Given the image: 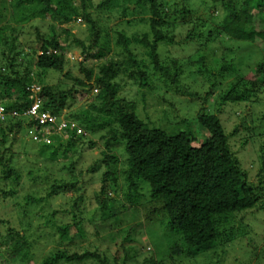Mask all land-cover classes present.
<instances>
[{"label": "trees", "instance_id": "16d2710c", "mask_svg": "<svg viewBox=\"0 0 264 264\" xmlns=\"http://www.w3.org/2000/svg\"><path fill=\"white\" fill-rule=\"evenodd\" d=\"M79 1L81 12H77L72 0H16L17 7L24 3L34 6V10H29L28 6L21 8L25 10L19 11V18L22 20L30 22L32 17L50 20L49 33L41 35L38 32L37 36L40 53L37 55L36 65L42 70L63 71L67 60L66 43L63 42H67L73 35L70 29L73 21L79 18L84 20L88 36L87 39L76 36L72 38L73 44L80 49L83 57L82 61L78 62L83 76H73L69 71L66 72L73 81L74 85L71 87L61 89L58 85L45 84L35 93L31 87L35 83H31L28 70H24L23 74L12 70L11 73H14L15 77L7 74L1 76L0 84L6 89L2 97L11 99L10 103L5 105L8 114L0 121V173L4 179L18 178V172L10 167L9 162L12 157V144L22 129L28 127L38 134L45 133V130L56 132L62 121L60 114L68 100L74 99L76 93H87L95 88L96 93L89 107L68 115L77 121V125L66 120L68 126L64 123L62 128L66 129L70 136L66 144H61L64 146L63 154L71 143L77 141L78 148L75 152L79 156L87 150V142H84L81 135L82 130L89 133L105 131L106 135L100 136L104 141V148L99 150L98 156L88 167L89 173L86 176L87 182L94 183L98 191L89 198L87 211L85 207L82 208L84 216L81 221L75 214L73 223H61L55 210L51 213H34L32 223L29 211L24 209L21 212L27 219L24 228H7L5 239L12 242L10 248L13 256L19 264H79L85 259H96L99 262L103 257L94 251L96 249L65 248L76 240L77 233L71 234V227L75 226L77 231L80 230L79 224H83L85 218L91 223L104 226L111 218L116 219L127 211L129 206L137 208L140 203L145 208L144 222L158 227L157 230L148 228L151 233L163 243L172 234L185 243L183 248L174 242L169 249L168 258L175 255L180 258L185 255H203L221 244L233 241L234 236L230 238L231 229L221 230L218 218L261 208L264 204V183L254 186L248 181L246 170L232 150L228 134L218 114L206 112L201 108L195 120H190V124L186 118L181 120L188 124L189 128L168 132L160 126L150 125L148 121L142 120L136 113L135 102L120 96L118 92L121 84L114 79L122 73L142 88L152 90L156 88L153 83L156 81L162 86L175 85L180 91L179 76L183 72V66L189 67V64H184L177 58L161 57L159 46L163 43L187 45L197 42L200 45L194 50L193 56L196 58L192 64H198V70L207 78L210 88L218 90V103L222 105L249 102L247 104L254 106L252 102L257 99L254 97L259 94L256 85L264 72V0H219L224 16L221 21L216 22L215 27L208 24V20L212 21V15L203 18L192 7L190 2L194 0H180L181 8L172 12L167 7L172 0H101L95 3L92 0ZM201 5L207 6L203 1ZM94 10L105 14L106 17H96ZM111 16L116 17L117 21L111 23ZM176 17L179 20L175 23L172 19ZM188 23L193 24L192 29L185 31V36L176 38L175 26ZM138 24H142L146 29L141 31L140 35L133 33L129 36L125 28ZM206 27L212 28L206 31ZM6 39L8 38H3V41L6 42ZM227 40L257 44L262 51V57L248 71L254 74V78L248 79L244 73L236 72L228 86L223 87L221 81L213 80L215 73L210 70V62L220 66V77H226V72H235L241 67L240 59L236 58L234 51L225 44ZM215 42L218 44L214 45ZM112 44L118 47L122 54H117L115 59H106L100 65L98 74H95L93 67L86 64V60L105 57L112 49ZM133 44L143 49L141 56L135 51ZM223 47L233 56L229 62L228 59H219ZM17 58L18 54L14 53L8 60L10 69L16 64L14 61ZM187 94L193 96L195 93ZM34 102L37 103L40 114L50 115L45 122L24 114ZM13 111L18 114H10ZM52 118L54 119L51 120ZM193 125L204 129L207 135L198 138L190 128ZM9 134H12L11 141L6 146L4 143ZM120 144L125 155L126 168L123 171H118L119 158L114 153V149ZM57 149L54 146L51 154H56ZM257 152L261 164L259 172L264 173V145H261ZM119 172L123 175V182H120ZM35 178L40 179L36 190L60 188L56 183L47 188L48 181L44 176L37 175ZM122 187L125 189L122 191V199L107 195L108 190L116 193L121 191ZM2 193L5 194L4 191ZM51 194L52 192L46 191L45 196L50 197ZM39 200L35 198L33 201ZM84 201L81 199L80 203ZM80 203L75 201L70 211L74 212ZM129 216L131 218L124 216L126 223L134 218L133 215ZM5 222L0 221L1 224ZM130 227L123 240L133 239V229ZM162 228L166 230L162 231ZM223 236H227L229 240L222 239ZM56 240L58 243L52 250L40 258L37 257L44 242L55 243ZM62 243L64 245L61 249L59 247ZM123 252L124 264H159L166 260L156 261L154 254L153 257L149 256L150 260L139 262L137 258L140 253L131 245L123 248ZM255 255L256 253L253 256ZM114 256L117 258L118 255ZM99 264H104V261Z\"/></svg>", "mask_w": 264, "mask_h": 264}, {"label": "rangeland", "instance_id": "374dc122", "mask_svg": "<svg viewBox=\"0 0 264 264\" xmlns=\"http://www.w3.org/2000/svg\"><path fill=\"white\" fill-rule=\"evenodd\" d=\"M0 1L3 3L0 2V80L3 74L15 77L14 73H11L12 70L18 71L19 74H23L24 70H28L29 77L32 80L31 83H35L37 86L45 84L58 85L61 89L73 86V81L66 75V72L69 71L73 76H83L78 64V62L82 61L83 57L80 49L73 44L72 38L76 36L80 39H87L88 32L84 20L79 18L70 25L73 35L69 37L67 42H63V44L66 43L65 55L67 58L63 71H44L36 65L37 55L40 53L37 36L38 32L41 35L49 33L50 20L37 17H32L30 22L22 20L19 18V11H25L21 9L23 6H28L29 10H34L32 4L24 3V5L22 4L17 7L16 0ZM99 1L101 0H92L94 3ZM202 1L208 7L201 5ZM202 1L194 0L190 4L197 10V13L201 14V17L207 18L212 15L213 17L210 16L212 21L207 20L209 26L215 27L216 22L221 21L224 16L222 4L219 0ZM72 2L77 12H81L80 1L72 0ZM174 3L175 6H173ZM181 6L182 2L180 0H172L167 5L170 12L176 8L180 9ZM93 13L96 17H106L105 14L96 10ZM110 18H113L110 21L111 23L117 21V18L114 16ZM166 20L168 19L166 18ZM178 20V17L172 19L175 23ZM65 26L68 27V25ZM192 27V23L175 26V37L185 36V31L191 30ZM206 28V31H208L212 27ZM125 29L126 33L131 36L133 33L140 35L141 31H144L146 28L142 24H138L130 28L126 27ZM3 38L8 39L5 42ZM12 41H14L13 45H11ZM213 44L217 45L218 43L215 42ZM225 44L230 46L236 58L240 59V62H238L241 64V67L240 69L237 68L239 69L238 71L226 72V77H220L218 72L220 66L217 63L210 62V70L215 73V79L213 80L221 81V85L226 87L232 81L236 72L237 74L239 72L244 73L248 79L254 78V74L248 73V71L261 60L262 51H260L261 49L258 45L247 41H237L236 43L229 40ZM199 45L196 42L188 43L187 45H183L182 43L178 45L163 43L159 46L161 57L177 58L183 61L184 64L186 62L189 64V67L183 66V72L179 76L178 86L180 87V91H178V88L176 89L175 85L170 87L162 86L160 82L156 81L153 82L156 88L152 90L142 88L134 83L130 77L119 73L114 79L121 84L118 93L127 101L135 102L136 113L142 120L148 121L150 125L160 126L168 132L176 129L186 130V127L189 128V125L181 120L186 118L190 124V120H195L201 108L206 112L218 114L225 132L228 134L229 144L237 158H239L242 167L246 170L248 181L254 186L264 183L262 181L264 173L259 172L261 164L257 152L259 147L264 145V72L260 78L261 82L258 81L256 85L259 94L254 97L257 98L255 102H252L254 106L247 104L249 102L221 105L218 103V99H216L218 90L211 89L207 78L198 70V64H192V61L196 58L195 55L193 56L194 50ZM133 47L138 55L141 56L143 54V49L140 46L133 44ZM119 52L120 49L112 44V49L108 51L105 57L100 59L90 58L86 60V64L88 63L89 66L93 67L94 73L98 74L100 65L106 59L111 57L117 58V54H122ZM14 53L18 54V58L14 61L16 63L14 67L10 69L7 62H9L8 60ZM231 55L224 48L223 52L219 55V59H228L227 62H229L232 60L231 57H233ZM5 90V87L0 84V105L2 104L4 107L10 103L9 100L11 99L7 96L2 97V94H5ZM187 92L195 93L197 96L195 94L189 96ZM94 93H96L95 88L87 93H76L74 99L68 100L67 105L60 114L62 121L59 123V129L56 132H52L53 135L46 130L43 134L34 133L33 129L25 127L19 132L16 141L12 144L11 148L13 151L9 165L18 172V178L16 180H11V178L4 179L0 173V221H6L3 224L0 223V264H19L11 252V240H6L5 237L8 227H15L17 230L24 228L27 222L26 215L23 216L21 213L24 209L29 211L28 215L31 217L32 223L34 222L32 218L34 213H51L54 210L57 212L59 216L58 220L61 223H73L75 222L73 219V215L75 214H77V217H80L79 220L81 221L82 216H84L82 208L84 209L85 207V211H87L89 198L93 197L94 193L98 191V188L94 187V183L87 182L86 176L89 173L88 167L98 156L99 150L104 148V141L100 139V136H105V131L89 133L82 130L81 135L84 142H87V150L79 156L75 152L78 148L77 141L71 143L63 154L64 146L61 144L65 143L70 136L69 132L62 128L64 123L67 124L66 120L77 125V121L74 118L68 117V115L88 108ZM190 128L198 138L207 135L204 129L195 125ZM11 136L12 134L7 136L4 145H9ZM90 142H92L91 145L89 144ZM54 146L58 148L57 153L51 154ZM121 146L120 144L114 149V153L119 158L118 171H123L126 168L124 163L125 155ZM79 170L82 171L80 172ZM37 175L44 176L48 181L46 182L47 188L52 183H56L60 188L56 190H36L40 182V179L35 178ZM122 176L120 174V182L123 180ZM124 190V187L116 193L108 190L107 195L115 199H122ZM46 191L52 192L50 197L45 196ZM32 198L33 200L35 198L40 200L34 202ZM80 198L83 201L86 200L80 203ZM75 201H78L80 206L74 209V212H71L70 209ZM140 206H138L139 208L129 206L127 211L118 215L116 219L111 218L104 226L91 223L85 218L84 223L79 224L80 230L77 231L75 226L71 227V234L77 233L76 240L66 245L65 248L78 250L82 248L96 249L94 251L103 257L100 261H104V264H124L122 262V256L124 255L123 248H126L128 245L133 246L140 253L137 258L139 262H146L150 260L149 256L153 257L156 254V261L166 259L159 264H264V204L261 208L257 207L249 211L223 215L218 218L221 230L231 229L230 238L234 236L233 241L230 240L225 245L221 244L203 255L195 257L185 255L181 258L176 255L168 258L169 249L174 242H177L183 248L185 247V243L181 238L173 234L166 239L165 243L159 240L149 230H157L158 227L144 222L145 208L142 203H140ZM129 214L133 215L136 219L132 218L131 221L129 219V223H126L124 216L131 218ZM129 227L133 229V239L129 241L123 240L126 232L129 231ZM163 230H166V228H162ZM221 238L229 240L227 236ZM39 242L36 241V243ZM57 243L58 240L55 243L44 242L42 251L38 252L37 257L40 258L46 252L52 250ZM63 245L62 243L59 248L62 249ZM254 253H256L255 256H253ZM114 255H118L117 258ZM99 262L96 259H85V261L79 264H99ZM62 264L72 263L64 262Z\"/></svg>", "mask_w": 264, "mask_h": 264}, {"label": "built area", "instance_id": "2783aa9c", "mask_svg": "<svg viewBox=\"0 0 264 264\" xmlns=\"http://www.w3.org/2000/svg\"><path fill=\"white\" fill-rule=\"evenodd\" d=\"M31 87L34 92H37L40 89V87L35 84L31 85ZM37 109H38L37 103H33L26 109L25 114L28 116H33L35 118H39L40 122H45L48 118H50L49 114L47 113L40 114ZM13 113L16 114V112ZM4 115H5V108L4 106L0 105V119H3ZM53 119L54 118H52L51 120Z\"/></svg>", "mask_w": 264, "mask_h": 264}, {"label": "clouds", "instance_id": "9594fccd", "mask_svg": "<svg viewBox=\"0 0 264 264\" xmlns=\"http://www.w3.org/2000/svg\"><path fill=\"white\" fill-rule=\"evenodd\" d=\"M36 85V84H35ZM40 87V86H39ZM40 90V89H39ZM38 90V91H39ZM37 91V92H38ZM36 93V92H35ZM34 103H36V102H34ZM2 105V104H1ZM32 105V104H31ZM4 108H6V107H4ZM14 112V111H13ZM13 112H11L10 114H12V115H16V114H18L17 112H16V114H14ZM8 114V112H6V109H5V115H4V118L3 119H0V121H2V120H4L5 118H6V115ZM24 114H25V112H24Z\"/></svg>", "mask_w": 264, "mask_h": 264}]
</instances>
